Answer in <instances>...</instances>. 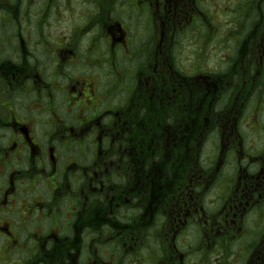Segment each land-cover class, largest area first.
Returning <instances> with one entry per match:
<instances>
[{
    "label": "flooded vegetation",
    "instance_id": "af4514ba",
    "mask_svg": "<svg viewBox=\"0 0 264 264\" xmlns=\"http://www.w3.org/2000/svg\"><path fill=\"white\" fill-rule=\"evenodd\" d=\"M200 2L0 0V264H264V143L176 62Z\"/></svg>",
    "mask_w": 264,
    "mask_h": 264
},
{
    "label": "rangeland",
    "instance_id": "374dc122",
    "mask_svg": "<svg viewBox=\"0 0 264 264\" xmlns=\"http://www.w3.org/2000/svg\"><path fill=\"white\" fill-rule=\"evenodd\" d=\"M258 1L201 0L199 5L207 14L210 25L203 27L202 23L205 22L196 21L195 27L188 31L184 29L176 52L177 66L187 73L193 72L195 65L203 72L229 73L236 64L233 61L238 57V47L244 36L257 23L254 10L264 16V2L261 6L263 9L255 8ZM235 66L239 68V65ZM235 75L227 83L229 85L224 86L230 97H226L229 100L227 104L232 107L238 101L242 104L238 120L242 121L246 132L247 146L252 141L264 143V80L262 84H254L252 89L248 87L244 92L240 84L241 75ZM210 146V143L206 144L202 156L205 167L210 164Z\"/></svg>",
    "mask_w": 264,
    "mask_h": 264
},
{
    "label": "trees",
    "instance_id": "16d2710c",
    "mask_svg": "<svg viewBox=\"0 0 264 264\" xmlns=\"http://www.w3.org/2000/svg\"><path fill=\"white\" fill-rule=\"evenodd\" d=\"M238 60V59H237ZM232 70L229 71V73H231ZM233 74H231L230 76H232Z\"/></svg>",
    "mask_w": 264,
    "mask_h": 264
}]
</instances>
